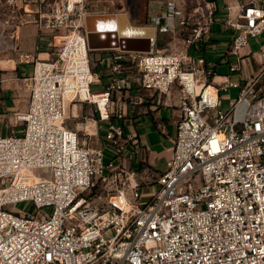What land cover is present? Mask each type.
<instances>
[{"label":"built area","instance_id":"obj_1","mask_svg":"<svg viewBox=\"0 0 264 264\" xmlns=\"http://www.w3.org/2000/svg\"><path fill=\"white\" fill-rule=\"evenodd\" d=\"M216 9L205 0L157 31L197 45L210 38ZM89 13L90 0H0V51L30 21L53 47L34 62L28 106L16 114L22 129L0 134V264H264V46L257 74L242 53L264 32V0H240L225 20L239 78L220 82L201 76L211 73L204 56L160 52L154 34L150 51L113 50V78L94 90ZM133 74L145 89H180L172 155L150 178L123 161L127 147L146 149L122 122L123 106L139 103L128 92ZM231 88L239 95L223 110ZM79 103L93 108L82 123L96 119L94 146L66 123ZM21 201L32 209H16Z\"/></svg>","mask_w":264,"mask_h":264},{"label":"crops","instance_id":"obj_2","mask_svg":"<svg viewBox=\"0 0 264 264\" xmlns=\"http://www.w3.org/2000/svg\"><path fill=\"white\" fill-rule=\"evenodd\" d=\"M115 1L117 0H90V13L125 12L132 24L153 26L157 48L160 52L188 50L195 56L206 58L205 68L211 73L201 76H205L207 81L220 82L228 78L232 80L239 78L238 72H230V65L236 59L228 54V46L235 30L228 27L225 20L229 17H236L240 0H223L227 5H224V8H220L222 5H219L210 38L190 47L186 43L185 33L157 31V27L166 22L168 18L183 15L189 0H147L149 8L143 16L133 14L128 9H116ZM11 40L15 43L12 42L11 46L6 44V48L0 51V130L8 123H13L14 114L27 108L34 62L38 58H49L53 51L51 37L40 34L34 21L19 27ZM253 46H256V50H253ZM263 46L264 32L258 38L251 39L249 44L242 49V53L246 55L245 70L249 75L261 71L260 51ZM116 49L105 48L90 51L92 65L100 76L101 82L98 84H102V89L113 78L108 67L111 62V53ZM128 79V92L137 97L139 103H127L123 106L122 122L127 131L136 135L139 145L146 149L144 153L140 151L132 155L131 147H127L123 151V161L130 168L147 173L146 177L150 178L154 172L165 169L167 159L172 155L177 122L182 115L179 107L180 89L175 85L166 95L141 87L135 74L130 75ZM261 82L264 85V76ZM235 89L239 95V88ZM84 104L88 105L80 103L82 108ZM92 121L96 123V119ZM159 123L161 126H158Z\"/></svg>","mask_w":264,"mask_h":264},{"label":"water","instance_id":"obj_3","mask_svg":"<svg viewBox=\"0 0 264 264\" xmlns=\"http://www.w3.org/2000/svg\"><path fill=\"white\" fill-rule=\"evenodd\" d=\"M89 48H119L122 50L150 51V37L155 28L134 25L125 12L89 13L86 16Z\"/></svg>","mask_w":264,"mask_h":264},{"label":"rangeland","instance_id":"obj_4","mask_svg":"<svg viewBox=\"0 0 264 264\" xmlns=\"http://www.w3.org/2000/svg\"><path fill=\"white\" fill-rule=\"evenodd\" d=\"M217 3V10L219 9V5L221 4L222 7L220 8H224V5H227L226 2H224L223 0H215ZM205 0H189L186 3V11L190 12L193 11L196 7H199L201 4H204ZM218 2H220L218 4ZM114 7H116V9L118 10H122V9H128L130 10L131 13L133 14H140L141 16H143L147 9L149 8V2L147 0H117L114 2ZM59 40V39H58ZM256 46H253V50H256L255 48ZM102 84H98V83H94L93 84V89L94 90H100L103 87L101 86ZM239 90V89H238ZM237 91L235 88H231L229 91L226 92H222V102L223 105H221V108L223 110H227L229 108V101L231 100L232 97L237 96ZM93 111V108L91 105H85L83 106V108L81 107L80 103L77 104L74 108L72 106H70L68 108L67 114H68V118H67V125L73 129H76L79 131V135L82 138L85 139H89L92 138L93 142L91 143V146L96 145L97 141H96V123L94 121H92V123H89V126L87 128H84L86 125V123H82L85 122V116H88L91 112ZM13 123H8V125L0 130V133L2 134H10L13 130L14 131H18L21 130L23 127V123H21L20 121H16V115H13ZM95 118H97V115H94ZM99 135H100V139L101 141L104 143V138L103 136L105 135V129H98ZM88 133V134H87ZM92 133H94L95 135H92ZM90 136V137H89ZM124 155V154H123ZM16 209L18 210H22V211H30L32 209V203L28 202V201H21L18 202L17 204H15ZM51 209L46 210V212H50Z\"/></svg>","mask_w":264,"mask_h":264},{"label":"bare ground","instance_id":"obj_5","mask_svg":"<svg viewBox=\"0 0 264 264\" xmlns=\"http://www.w3.org/2000/svg\"><path fill=\"white\" fill-rule=\"evenodd\" d=\"M92 135H95L94 133H92ZM92 142H93V139H92Z\"/></svg>","mask_w":264,"mask_h":264}]
</instances>
